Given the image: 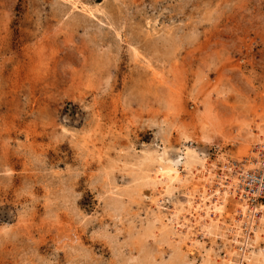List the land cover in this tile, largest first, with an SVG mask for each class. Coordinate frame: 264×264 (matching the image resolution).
I'll return each instance as SVG.
<instances>
[{
    "label": "rangeland",
    "instance_id": "374dc122",
    "mask_svg": "<svg viewBox=\"0 0 264 264\" xmlns=\"http://www.w3.org/2000/svg\"><path fill=\"white\" fill-rule=\"evenodd\" d=\"M261 129L264 0H0V264H222L226 230L169 224L194 181L158 206L144 158L241 174Z\"/></svg>",
    "mask_w": 264,
    "mask_h": 264
},
{
    "label": "bare ground",
    "instance_id": "6f19581e",
    "mask_svg": "<svg viewBox=\"0 0 264 264\" xmlns=\"http://www.w3.org/2000/svg\"><path fill=\"white\" fill-rule=\"evenodd\" d=\"M77 3L73 2V5L76 7ZM83 9L86 10L85 7H83ZM79 11H81V9ZM86 11L89 14H93L94 12H103V7L101 5H95L93 7H89ZM162 83H164V81ZM202 139L204 141H211L207 134H204L202 136ZM257 140L256 141L259 142L257 146L258 150H264V144H262L264 140V132L262 129L258 133ZM262 157L263 159H256V157H254L253 161L249 160L250 166L255 167L252 168L248 165L250 167L248 168L253 171L264 168V151ZM144 159L147 162H153L151 167H149V170L152 172V176L146 173L147 170L146 172H144V170L143 175H141V177L142 179H145V181H149L152 185L154 193L157 195V199H155V202L158 206L161 205V201L163 199L161 195L165 194L170 196L171 194H173L174 190L177 189L180 185H187L188 182L190 183L194 181L195 185L193 189L191 191L185 192L184 199H179L174 202L173 212L171 211L172 214L170 213L171 216L168 217L169 224L172 225L175 232L178 234L183 233L182 241L185 243L186 246L191 247L194 244V238H190V234L193 233V229L195 228L197 230L196 232H199L200 234H202V236L216 234L220 229H224L228 232L227 234L231 237L230 243L233 249L232 251L228 250V253L226 255L227 258H225L224 261L221 262L222 264H232V257L233 254H235L234 250L236 245H240V247L243 248L244 251L241 252L243 253L244 260L249 261L251 264L263 263L264 253L250 252L252 246L259 239L260 233H264V202L260 204H254L255 199L252 195H254L255 193L253 192V194H249L251 192L245 190V176L250 170H241V172L243 173L238 174L237 172L239 170L232 167V165H226L224 166L223 170H221L223 172L219 176H213L211 175V173H209L210 169L206 167L207 163L203 160L204 158H201L196 149L189 145L184 147L182 153L180 154V157L176 160H170L167 158H156L152 160L149 157H145ZM211 166L213 167V165ZM204 170L205 172H207L208 175H206L205 178H203V176L202 178L201 176L199 177V173L201 171L204 172ZM183 172H185V174ZM237 174L240 176H237ZM199 179L201 180V182H197V180ZM230 194L236 195L239 203L235 210V215L231 216L230 223L224 227V224L226 223L222 218V214L224 211L225 203L229 198L228 196ZM181 217L183 220L181 219ZM161 221L162 218H159L158 223H161ZM164 226L165 225H163V227ZM153 228L154 230L158 231L160 230L161 225L159 227H152V229ZM235 251L237 252L238 250ZM155 253H153V255ZM208 256L210 257L211 255L209 254ZM204 257L206 259L207 256Z\"/></svg>",
    "mask_w": 264,
    "mask_h": 264
},
{
    "label": "built area",
    "instance_id": "2783aa9c",
    "mask_svg": "<svg viewBox=\"0 0 264 264\" xmlns=\"http://www.w3.org/2000/svg\"><path fill=\"white\" fill-rule=\"evenodd\" d=\"M245 190L255 193L253 198L255 203L264 202V168L259 170H250L245 176Z\"/></svg>",
    "mask_w": 264,
    "mask_h": 264
}]
</instances>
